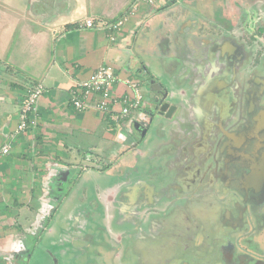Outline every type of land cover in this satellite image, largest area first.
I'll return each mask as SVG.
<instances>
[{
    "label": "crops",
    "instance_id": "0c3cea01",
    "mask_svg": "<svg viewBox=\"0 0 264 264\" xmlns=\"http://www.w3.org/2000/svg\"><path fill=\"white\" fill-rule=\"evenodd\" d=\"M140 2L0 0V146L14 135L10 153L0 157V264H18V240L25 242L18 237L20 168L34 174L38 188H46L50 177L56 180L55 191L41 195L54 200L52 195L62 193L57 200L61 205L74 193V186L91 187L83 182L96 180L115 166L131 164V156L150 162L146 175L156 174V178L131 179L126 192L132 203L159 202L161 238L173 242L184 238L180 243L183 252L199 250L201 254L193 255L189 264H210L213 256L209 252L214 253L215 264H224L229 241L219 245L214 241L204 249L203 236L198 233L202 228L198 221H207L199 216V209L211 208L212 199L229 189V172L223 164L226 149L221 141L240 125L234 113L240 106L235 104L232 110L231 99H225L226 107L224 102L221 106L216 101L205 102L208 94L218 95L225 90L220 87L228 86L225 68L213 74V58L208 54L216 53L209 49L211 41L229 37L218 31L214 21V5L223 6L224 0ZM221 16L231 18L227 13ZM87 19L93 20L92 27L83 26ZM119 20L123 24L117 30L106 27ZM103 65H109L118 77L114 95L132 93L126 80L139 85L142 104L124 120H114L94 102L83 111L70 102V89ZM148 77L158 80L176 100L174 117L158 116L150 121L143 114L149 97ZM37 85L44 92L38 100L36 123L16 134L21 102ZM153 131L158 141L151 138ZM24 197L26 192L21 193ZM100 197L106 199L104 194ZM39 200L47 206L44 199ZM49 221L42 233L52 232ZM255 237L252 244L264 250V231ZM166 248L176 250L177 246ZM167 258L164 264H179L176 257Z\"/></svg>",
    "mask_w": 264,
    "mask_h": 264
},
{
    "label": "rangeland",
    "instance_id": "374dc122",
    "mask_svg": "<svg viewBox=\"0 0 264 264\" xmlns=\"http://www.w3.org/2000/svg\"><path fill=\"white\" fill-rule=\"evenodd\" d=\"M140 3H143V1ZM211 44L209 49L212 46ZM208 54L213 55L210 52ZM257 58L258 55L255 60ZM258 65L259 62L257 61L239 63L238 78L243 76L245 69H247V73L257 70L259 75H264V62L261 64L260 69H257ZM243 82L244 80L240 84H243ZM220 88L221 91L224 89V92L226 91L225 87ZM234 91H238V88H235ZM224 92L218 95L208 94L205 102L209 100L216 101L220 106L224 102V107H226L227 93ZM239 111L240 109L236 110L235 114H238ZM206 122L209 124L208 120ZM151 138L158 141V135L155 131L152 132ZM130 160L131 164L127 162V165L115 166L109 169L111 171L107 173H100L96 180L92 178L83 182V185H90L91 187L87 186L84 189L74 186V193L63 199L61 205L58 204L57 200L60 199L62 193L52 195V197H55L54 200L49 199V196L46 199L41 195V193L48 194L55 191L54 187L58 184L56 180L53 181L50 177L52 182L48 183L46 188H38L39 185L37 187L36 180L34 181L36 178L34 174L28 172L26 168H20L18 171V237L24 239V244L29 249L26 250L23 242L18 240L17 263L130 264L134 261L133 264H164V260L168 256L176 257L175 261H177L179 254H183V259L189 262L191 256L183 252L185 248L180 246L184 238L179 241L175 240V242L161 238L160 220L162 221V219L161 216L159 218L161 208L159 202H130L132 199L130 200L126 192V182L136 179L138 176L141 179L156 178V174H145L150 164L149 161H145V159L138 156H131ZM153 166L158 168L162 167V164H153ZM23 172H27V174L23 176ZM21 180L28 186H24ZM139 190L142 191L140 187ZM37 191L40 193L37 194ZM71 191H73L72 188ZM25 192L26 197L21 198V193ZM101 194L106 195V199L103 200L100 197ZM109 197H113V201H109ZM121 197L123 198L121 199ZM36 198H38V201ZM39 198L44 199L48 207L43 205V201ZM212 201H215L214 198ZM25 202L27 204H23ZM58 205H60L59 208ZM166 207L169 211L170 207L168 205ZM214 211V207L205 208V206L198 211L199 216L207 220L205 223L198 221L199 225L202 226L198 230V233L203 236L201 248L207 249L206 246H213L214 241L219 245L220 242L228 240L234 245L235 257L247 253L246 256L253 255L255 258L258 253H255L253 248L248 247L249 243L244 244L245 241L243 240V235L251 234L255 228L254 225L246 222V225L241 226L237 220L239 218H237L235 222L237 221L238 227L230 231L227 225L223 226L224 219L223 215L218 216L219 209L215 211V216L213 215ZM251 217L255 220L253 216ZM163 220L169 223V219L163 218ZM48 221V228L52 232L47 233L45 230L42 233L43 227L47 228ZM228 231L230 233L227 234ZM250 238L252 243V237ZM176 246V250L166 248ZM24 251H26L25 255H23ZM193 254L199 255L201 253L199 250H194ZM30 255L31 257L27 263V258ZM166 261H168V258ZM216 261L217 259L213 255L210 264H215Z\"/></svg>",
    "mask_w": 264,
    "mask_h": 264
},
{
    "label": "flooded vegetation",
    "instance_id": "af4514ba",
    "mask_svg": "<svg viewBox=\"0 0 264 264\" xmlns=\"http://www.w3.org/2000/svg\"><path fill=\"white\" fill-rule=\"evenodd\" d=\"M221 5H214L217 11L215 26L219 28L220 33L229 37L222 38L221 42L215 40L216 42L211 44V50L216 53H212L210 66L213 74L215 70L224 71L225 68L227 98L231 99L232 110L235 103L240 106V125L238 130L228 132L226 138L221 141V146L226 149L223 164L233 175L226 174L228 184L225 185L229 189H225L220 198L214 199L212 208L214 207L215 211L219 209L218 216L223 215V225H227L230 231L238 227L237 221L235 222L237 218L241 226L249 222L255 227L251 234L243 235L244 244L249 243L248 247L258 253L255 258L253 255L246 256L247 253L235 257L234 245L229 241V248L223 257L224 264H264V250L259 249L258 243L252 244L255 236L264 231V75H259L257 70L247 73L245 69L240 80L237 82L238 76L236 80L239 63L257 61V69H260L264 62V0H224L223 6ZM220 13H227L231 18L220 17ZM219 52L223 54L222 57L214 59L213 56ZM243 80V84H240ZM235 88H238V91H234ZM230 117L233 116L229 115V119ZM24 252L23 255L26 254V251ZM185 253L189 254L191 259L192 255H195ZM209 254L214 255L213 252ZM183 258V254L178 255L179 264H189L190 261L187 262Z\"/></svg>",
    "mask_w": 264,
    "mask_h": 264
},
{
    "label": "built area",
    "instance_id": "2783aa9c",
    "mask_svg": "<svg viewBox=\"0 0 264 264\" xmlns=\"http://www.w3.org/2000/svg\"><path fill=\"white\" fill-rule=\"evenodd\" d=\"M147 4H156L158 0H140ZM179 1V0H175ZM123 24V20L106 25L110 30H117ZM94 25L92 19L85 20L83 26L92 27ZM118 77L109 65L100 66L91 77L78 82L69 91L70 102L78 111L86 110L94 102V106L102 111H107L111 117L116 120H124L135 109H138L142 104V94L139 90V85L135 82L126 80V83L132 89L131 94L117 96L113 94L114 84ZM44 92L42 85H37L29 91L23 98L19 112V122L16 129V134L25 131L29 127L35 125L37 104L41 95ZM98 97L97 101L92 98ZM14 135H12V138ZM11 140L0 146V157L10 153Z\"/></svg>",
    "mask_w": 264,
    "mask_h": 264
},
{
    "label": "water",
    "instance_id": "95a60500",
    "mask_svg": "<svg viewBox=\"0 0 264 264\" xmlns=\"http://www.w3.org/2000/svg\"><path fill=\"white\" fill-rule=\"evenodd\" d=\"M148 87V103L147 108H143V114L148 115L150 121L158 116L172 118L176 115L177 103L171 96L163 90V86L158 80L148 77L146 79Z\"/></svg>",
    "mask_w": 264,
    "mask_h": 264
},
{
    "label": "trees",
    "instance_id": "16d2710c",
    "mask_svg": "<svg viewBox=\"0 0 264 264\" xmlns=\"http://www.w3.org/2000/svg\"><path fill=\"white\" fill-rule=\"evenodd\" d=\"M34 243V242H33ZM33 246V245H32ZM29 249V248H28Z\"/></svg>",
    "mask_w": 264,
    "mask_h": 264
}]
</instances>
